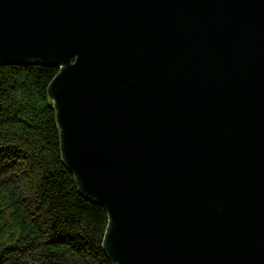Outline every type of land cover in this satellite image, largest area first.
Listing matches in <instances>:
<instances>
[{"label": "water", "instance_id": "95a60500", "mask_svg": "<svg viewBox=\"0 0 264 264\" xmlns=\"http://www.w3.org/2000/svg\"><path fill=\"white\" fill-rule=\"evenodd\" d=\"M49 87L114 264H264V0H0V65Z\"/></svg>", "mask_w": 264, "mask_h": 264}, {"label": "trees", "instance_id": "16d2710c", "mask_svg": "<svg viewBox=\"0 0 264 264\" xmlns=\"http://www.w3.org/2000/svg\"><path fill=\"white\" fill-rule=\"evenodd\" d=\"M60 70L0 65V264H114L106 209L82 193L63 154L49 87Z\"/></svg>", "mask_w": 264, "mask_h": 264}]
</instances>
